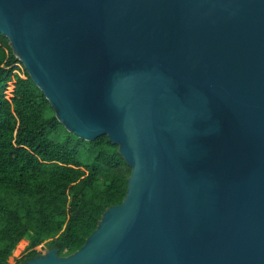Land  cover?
<instances>
[{"label": "water", "instance_id": "obj_1", "mask_svg": "<svg viewBox=\"0 0 264 264\" xmlns=\"http://www.w3.org/2000/svg\"><path fill=\"white\" fill-rule=\"evenodd\" d=\"M0 33L127 195L25 264H264V0H0Z\"/></svg>", "mask_w": 264, "mask_h": 264}, {"label": "trees", "instance_id": "obj_2", "mask_svg": "<svg viewBox=\"0 0 264 264\" xmlns=\"http://www.w3.org/2000/svg\"><path fill=\"white\" fill-rule=\"evenodd\" d=\"M131 172L108 136L87 141L64 127L0 33V264L27 238L16 264L42 245L78 251L124 201Z\"/></svg>", "mask_w": 264, "mask_h": 264}, {"label": "rangeland", "instance_id": "obj_3", "mask_svg": "<svg viewBox=\"0 0 264 264\" xmlns=\"http://www.w3.org/2000/svg\"><path fill=\"white\" fill-rule=\"evenodd\" d=\"M23 241H25L26 242V246L23 248V249H21L18 253H17V250H15V252L13 253V256L10 258V260H9V264H16L17 263V260L19 259V258H21V256L24 254V251H25V248L28 246V244H29V239L27 238V239H25V240H23ZM28 243V244H27ZM43 246V247H42ZM41 246V248H43V251H44V253H46L47 251H48V249L49 248H47V247H44V245H42ZM43 253V254H44Z\"/></svg>", "mask_w": 264, "mask_h": 264}, {"label": "bare ground", "instance_id": "obj_4", "mask_svg": "<svg viewBox=\"0 0 264 264\" xmlns=\"http://www.w3.org/2000/svg\"><path fill=\"white\" fill-rule=\"evenodd\" d=\"M25 247V244H24V242L23 243H21V245L17 248V253L21 250V249H23Z\"/></svg>", "mask_w": 264, "mask_h": 264}, {"label": "crops", "instance_id": "obj_5", "mask_svg": "<svg viewBox=\"0 0 264 264\" xmlns=\"http://www.w3.org/2000/svg\"><path fill=\"white\" fill-rule=\"evenodd\" d=\"M28 244V243H27Z\"/></svg>", "mask_w": 264, "mask_h": 264}]
</instances>
